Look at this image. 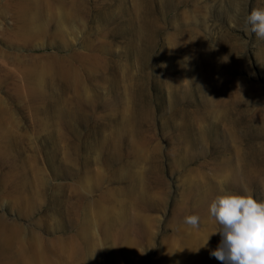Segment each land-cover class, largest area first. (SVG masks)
Returning a JSON list of instances; mask_svg holds the SVG:
<instances>
[{
	"label": "rangeland",
	"instance_id": "374dc122",
	"mask_svg": "<svg viewBox=\"0 0 264 264\" xmlns=\"http://www.w3.org/2000/svg\"><path fill=\"white\" fill-rule=\"evenodd\" d=\"M253 8L0 0V264H221L217 181L264 202Z\"/></svg>",
	"mask_w": 264,
	"mask_h": 264
},
{
	"label": "clouds",
	"instance_id": "9594fccd",
	"mask_svg": "<svg viewBox=\"0 0 264 264\" xmlns=\"http://www.w3.org/2000/svg\"><path fill=\"white\" fill-rule=\"evenodd\" d=\"M244 30L264 39V9H252L245 17ZM217 183L224 194L211 202L209 213L220 226L212 235L219 232L222 240L211 255L221 264H264V202H258L251 195L228 192L225 188L227 177L220 178ZM184 223L199 229L200 217L187 216Z\"/></svg>",
	"mask_w": 264,
	"mask_h": 264
}]
</instances>
